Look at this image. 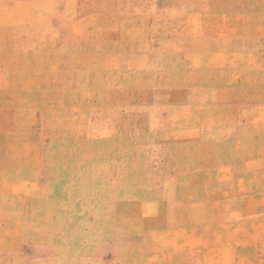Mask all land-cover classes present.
Segmentation results:
<instances>
[{"label":"rangeland","instance_id":"1","mask_svg":"<svg viewBox=\"0 0 264 264\" xmlns=\"http://www.w3.org/2000/svg\"><path fill=\"white\" fill-rule=\"evenodd\" d=\"M0 264H264V0H0Z\"/></svg>","mask_w":264,"mask_h":264}]
</instances>
